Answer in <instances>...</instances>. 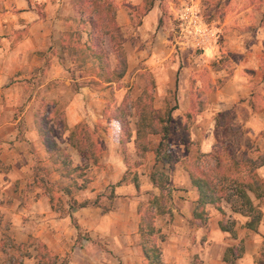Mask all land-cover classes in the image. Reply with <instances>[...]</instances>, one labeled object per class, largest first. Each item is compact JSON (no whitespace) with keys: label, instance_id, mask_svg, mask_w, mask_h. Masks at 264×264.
Returning <instances> with one entry per match:
<instances>
[{"label":"crops","instance_id":"0c3cea01","mask_svg":"<svg viewBox=\"0 0 264 264\" xmlns=\"http://www.w3.org/2000/svg\"><path fill=\"white\" fill-rule=\"evenodd\" d=\"M82 2L0 0V94L5 92L0 106H8L0 110V220L11 242L20 246H6L9 255L22 257V264H151L142 250L139 225L149 199L162 193V177L168 212L158 215L153 225L163 237L156 240L163 264H191L194 257L202 264H259L255 256L264 243V204L249 194L262 213L254 230L246 226L249 218L232 211L226 201L207 204L206 219H200L195 216L198 190L184 161L209 154L216 145L226 147L237 161L264 158V0H218L226 8L218 19L207 20H222L220 26L212 21L201 33L191 31L179 41L193 46L196 38L202 40L199 56L185 46L171 63L164 54L157 55L154 108L163 110L168 92L175 91L168 137L171 157L163 161L152 151L139 154L136 119L125 133L113 118L123 102V88L116 82L98 85L85 71L69 76L76 61L66 65L70 54L63 43ZM112 2L120 27L132 20L128 9L146 4ZM182 3V20H201L197 4ZM149 6L140 17L142 28L162 17L157 2ZM171 72L177 80L171 81ZM28 87L32 92L25 96ZM43 104L51 106L52 139L75 169L70 177L63 175L62 165L40 139L35 119ZM17 106L22 110L17 112ZM57 109L60 119L53 123ZM186 122L187 148L180 127ZM82 126L92 132L98 148L95 161L69 143L70 134L81 132ZM50 165L58 168L63 181H71L87 166L95 170L89 188L62 193V211L35 181L38 167ZM256 173L264 181V165ZM221 223L232 230L222 229ZM0 255L1 263L7 255L1 250Z\"/></svg>","mask_w":264,"mask_h":264},{"label":"trees","instance_id":"16d2710c","mask_svg":"<svg viewBox=\"0 0 264 264\" xmlns=\"http://www.w3.org/2000/svg\"><path fill=\"white\" fill-rule=\"evenodd\" d=\"M150 7V6H148ZM145 9V11L148 9ZM80 14L87 15L85 22L89 23L92 30L95 31V25L99 24L102 30L100 31V39L108 37L110 47L117 63L113 69L99 66L103 72V83L116 82L123 76L126 71L125 52L118 45L117 27L115 20V7L112 0H83L82 6L79 8ZM95 24V25H94ZM98 25V27H99ZM97 27V26H96ZM92 32V35L94 33ZM96 36L95 33L93 37ZM92 48V47H91ZM91 53L95 59L101 60L99 54H107L102 49H91ZM153 97L144 96L129 101V107L133 109L134 117L136 118V146L139 154L144 155L146 152L152 151L155 158L158 160H169V125L171 122V112L174 107L169 108L163 114H156L152 109ZM47 104L39 106L36 113V127L47 151L54 161L60 162L63 167V175L70 177L75 169L72 168L69 156L54 142L52 139L53 132L50 128L46 110ZM42 109V113L41 110ZM125 107H119L114 112L113 118L119 119L120 127L125 133L129 132L128 117L130 114L124 110ZM61 113L59 114V116ZM58 116V115H57ZM55 117V119L57 118ZM53 119V118H52ZM55 119L53 123H55ZM182 141L186 148L188 147V137L186 135V125L180 124ZM82 131L72 132L70 134L69 143L78 151H80L86 159H97V146L92 141L90 133L85 127ZM153 139L156 141L153 143ZM184 165L188 170L191 183L198 190L199 200L196 206L195 216L200 219H206L204 207L209 205L217 206L221 201H226L232 211L238 212L249 218L246 224L248 229L254 230L255 226L262 220V213L258 209L260 204H264V181L260 179L256 173L257 168L264 165V158L259 157L253 160L250 157H243L239 161L234 159L227 151L226 147L216 145L209 154H197L193 160L184 161ZM159 181V180H157ZM164 179L158 182L162 191L159 197L152 196L149 199L148 206L142 213L139 225L141 235L142 250L145 257L151 264H163L161 261L160 247L157 245V238L162 240V236L157 235L154 228V220L158 215L168 212L167 195L163 193L165 188ZM249 194H252L259 205L254 206ZM222 229L232 228L221 223ZM158 236V237H157ZM10 247L19 249L20 246L11 242ZM39 252L43 254L44 250L38 246ZM0 250L5 255L6 246L1 245ZM238 255H241L239 251ZM22 257L7 255L0 264H22ZM191 264H202L198 257H194Z\"/></svg>","mask_w":264,"mask_h":264},{"label":"rangeland","instance_id":"374dc122","mask_svg":"<svg viewBox=\"0 0 264 264\" xmlns=\"http://www.w3.org/2000/svg\"><path fill=\"white\" fill-rule=\"evenodd\" d=\"M157 2L160 7V12L162 14L161 20L157 21L151 27L142 28L140 17L143 15L145 9L152 4ZM186 1L187 5H195L197 4L198 15L201 16V20H198L196 24H193L189 20H182V17L178 15L182 2ZM230 1V0H229ZM186 5V4H185ZM184 5V6H185ZM226 8V7H223ZM223 8L220 7V3L218 4V0H146V4L139 9H128L130 15L132 16V20L126 26L120 27L116 22L117 39L118 45L122 47L125 52V62H126V71L121 78L117 81V88H123L121 91L122 103L120 107H125V111L127 114H130L128 117L129 125L135 121L134 110L129 107V101L137 99L139 97H153L155 96V88H156V58L157 55H165L166 63H171L173 56L179 52V47L185 46L186 49H193L196 53V56H199L202 51V40L196 38L193 41V46L188 45V42H185V45L179 44L180 40L185 41L184 34H192L191 31H196L201 33L204 31L205 25L211 23L212 21L217 22L222 20H207L209 17L218 19L220 14L223 12ZM182 10V9H181ZM187 12V11H186ZM177 14V15H176ZM87 15L79 14V17L76 20H70L72 24L70 25V29L65 32V35L68 39L64 40L63 49L68 51L69 56L66 57V65H70V62L76 61L75 70L69 69V76L71 78H75L77 72L85 71V74H90V76H95L97 79L94 83L98 85H102L103 83V72L100 71L99 66L103 65L105 67H109V69H113L117 63L116 57H114L112 53V49L110 47V42L108 37H104V39H100V25H95V31L92 30V27L89 23L85 22L87 20ZM99 25V27H98ZM97 26V27H96ZM100 30V31H99ZM94 31L93 35L92 32ZM191 32V33H189ZM87 37H86V35ZM92 47V48H91ZM91 49H102L106 55H101V60L95 59L91 53ZM149 59V63L146 61ZM224 57L221 58L220 64L223 62ZM130 65V67H129ZM171 81H175L176 76L174 72H171ZM93 80V79H92ZM1 92V91H0ZM32 92L31 89L26 88L24 95L30 96ZM5 93V92H3ZM3 93L0 96H3ZM174 89L168 92L166 98L169 99L166 107L163 110H157L154 108L155 104L152 102V109L154 113H162L166 112L173 106V97H174ZM3 107L8 106H0V110ZM23 106H17L16 111L19 112L22 110ZM51 106H47L46 110L50 109ZM59 108H61L59 106ZM42 113V109L40 110ZM56 117L59 115L58 109L56 111ZM47 118L52 120V116L49 114ZM57 119H60V116H57ZM49 121V122H50ZM56 121V119H55ZM49 125V124H48ZM130 128V127H129ZM171 128V124L169 125V129ZM97 130H95L96 133ZM90 132V131H89ZM92 133V132H90ZM62 139V138H61ZM156 139H153V143ZM84 170V171H83ZM78 173H75L72 180H65L58 178V168L56 166H42L38 167V170L35 171L37 179L36 182L40 183L45 192H47L50 196L54 198V204L57 206L59 210L62 211L64 206V201L60 198L64 195L62 193L74 194L79 192V188H89L88 182L92 180L96 174L94 168L87 166L83 168ZM80 174H83L81 177H78ZM81 181L83 183H81ZM8 227L5 224H2L0 220V237L4 236L3 245L8 246L11 244V238L8 233ZM236 245L233 246H237ZM39 246V245H38ZM25 248V247H24ZM25 252V251H21ZM6 255H9V252L6 250ZM4 258V256L0 255V259ZM255 261L259 264H264V243L261 246V249L258 255L255 256Z\"/></svg>","mask_w":264,"mask_h":264},{"label":"built area","instance_id":"2783aa9c","mask_svg":"<svg viewBox=\"0 0 264 264\" xmlns=\"http://www.w3.org/2000/svg\"><path fill=\"white\" fill-rule=\"evenodd\" d=\"M194 23V22H193Z\"/></svg>","mask_w":264,"mask_h":264}]
</instances>
